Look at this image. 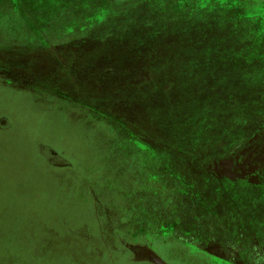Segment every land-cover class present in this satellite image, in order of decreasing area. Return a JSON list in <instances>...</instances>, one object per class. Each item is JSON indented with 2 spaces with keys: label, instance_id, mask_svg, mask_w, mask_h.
<instances>
[{
  "label": "rangeland",
  "instance_id": "374dc122",
  "mask_svg": "<svg viewBox=\"0 0 264 264\" xmlns=\"http://www.w3.org/2000/svg\"><path fill=\"white\" fill-rule=\"evenodd\" d=\"M1 70L0 264H235L225 242L264 240V184L188 169L248 140L263 164L264 0H0Z\"/></svg>",
  "mask_w": 264,
  "mask_h": 264
},
{
  "label": "flooded vegetation",
  "instance_id": "af4514ba",
  "mask_svg": "<svg viewBox=\"0 0 264 264\" xmlns=\"http://www.w3.org/2000/svg\"><path fill=\"white\" fill-rule=\"evenodd\" d=\"M0 76H3V72L1 70ZM0 80V84L3 85V83L8 81L9 79L6 77ZM11 80V79H10ZM10 84V83H8ZM3 127L0 126V132H2ZM0 136H2L0 134ZM255 140V139H254ZM246 147L243 149H238V151L234 152L232 155H230V161L229 163L225 164V166L219 168L220 170L226 172L225 174H220L218 171V168H213V164L207 163V167H203L199 164V166H191L188 169H190L192 177L196 178H207V179H213L217 181H224V180H232V181H243V182H250L252 188L253 187H261V185L264 184V159L260 160L262 163L259 164L258 159L256 158L255 149L253 148L254 143L248 140L245 143ZM3 148L7 150L6 147H2L1 153L3 151ZM47 160L50 166H58L56 163V160L59 158L58 153L54 149L47 150ZM246 155V157H244ZM234 163H233V160ZM222 157L218 158L219 165H223L221 163ZM232 160V161H231ZM257 165L256 171L253 173L254 166ZM216 166V165H215ZM255 176H258L259 180L254 181ZM254 177V178H253ZM247 184V183H246ZM258 207H260V204H258ZM257 208V207H256ZM264 211H257L255 214H259L261 216ZM263 218V217H262ZM242 219V218H241ZM244 223L249 225V222L245 223L240 221L239 224ZM257 247L255 244L252 245V253L251 255H247L248 252L244 251V246L231 248L227 242L224 243V245L221 246V255L222 257H225V259L230 260L231 262H234L235 264H264V244H260L259 242H264L262 239H258ZM218 240V239H215ZM260 240V241H259ZM219 242L223 243V240H218ZM132 250L136 251V247H132ZM141 253V250L138 249ZM137 253V252H136ZM142 257L141 254H137ZM151 259V258H150Z\"/></svg>",
  "mask_w": 264,
  "mask_h": 264
},
{
  "label": "trees",
  "instance_id": "16d2710c",
  "mask_svg": "<svg viewBox=\"0 0 264 264\" xmlns=\"http://www.w3.org/2000/svg\"><path fill=\"white\" fill-rule=\"evenodd\" d=\"M22 51H20L19 53H21ZM26 52H23L22 54H25ZM22 63V64H20V63ZM7 66H13V67H16V69H17V72H20V69H21V72H26V73H28V69H29V67H32L31 65H33L32 63H31V61L29 60V58H25L24 56H21V57H19V55H18V57L17 58H15V59H13V60H11V61H7L6 63H5ZM28 68V69H27ZM34 77V76H33ZM48 82H50L49 81V79H48ZM40 87V89L41 90H43V91H45V92H47V93H49V94H51L50 93V89H45L44 87H42V86H39Z\"/></svg>",
  "mask_w": 264,
  "mask_h": 264
},
{
  "label": "water",
  "instance_id": "95a60500",
  "mask_svg": "<svg viewBox=\"0 0 264 264\" xmlns=\"http://www.w3.org/2000/svg\"><path fill=\"white\" fill-rule=\"evenodd\" d=\"M151 260L156 264H167L164 260H162L159 256L156 254H150L149 256Z\"/></svg>",
  "mask_w": 264,
  "mask_h": 264
}]
</instances>
